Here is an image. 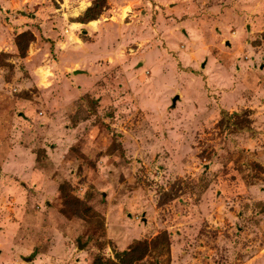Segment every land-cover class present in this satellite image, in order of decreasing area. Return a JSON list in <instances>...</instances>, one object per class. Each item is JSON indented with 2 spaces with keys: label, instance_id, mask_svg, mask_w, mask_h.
Wrapping results in <instances>:
<instances>
[{
  "label": "rangeland",
  "instance_id": "1",
  "mask_svg": "<svg viewBox=\"0 0 264 264\" xmlns=\"http://www.w3.org/2000/svg\"><path fill=\"white\" fill-rule=\"evenodd\" d=\"M95 1L0 0V264H264V0Z\"/></svg>",
  "mask_w": 264,
  "mask_h": 264
},
{
  "label": "trees",
  "instance_id": "2",
  "mask_svg": "<svg viewBox=\"0 0 264 264\" xmlns=\"http://www.w3.org/2000/svg\"><path fill=\"white\" fill-rule=\"evenodd\" d=\"M101 0H96L92 6L88 7L82 16L79 17L80 22H87L92 19H96L100 14V10L96 9ZM33 39V35L29 31H23L16 35L15 43L18 48V51L21 55H24L26 45L29 41ZM77 204V202H70L68 205ZM74 208H72L73 210ZM76 213H79L75 210ZM146 242H138L135 241L131 245L128 246L127 249L121 252H115L114 259L104 258L101 254H96L91 261V264H131L134 259L138 256V254L144 252L146 248Z\"/></svg>",
  "mask_w": 264,
  "mask_h": 264
},
{
  "label": "water",
  "instance_id": "3",
  "mask_svg": "<svg viewBox=\"0 0 264 264\" xmlns=\"http://www.w3.org/2000/svg\"><path fill=\"white\" fill-rule=\"evenodd\" d=\"M176 99H177V96H175V98H173V100H172V101L174 102Z\"/></svg>",
  "mask_w": 264,
  "mask_h": 264
},
{
  "label": "crops",
  "instance_id": "4",
  "mask_svg": "<svg viewBox=\"0 0 264 264\" xmlns=\"http://www.w3.org/2000/svg\"><path fill=\"white\" fill-rule=\"evenodd\" d=\"M177 96V95H176Z\"/></svg>",
  "mask_w": 264,
  "mask_h": 264
}]
</instances>
